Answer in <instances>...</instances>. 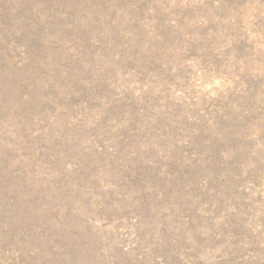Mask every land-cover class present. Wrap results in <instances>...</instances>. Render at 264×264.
I'll return each mask as SVG.
<instances>
[{"label": "rangeland", "instance_id": "obj_1", "mask_svg": "<svg viewBox=\"0 0 264 264\" xmlns=\"http://www.w3.org/2000/svg\"><path fill=\"white\" fill-rule=\"evenodd\" d=\"M0 264H264V0H0Z\"/></svg>", "mask_w": 264, "mask_h": 264}]
</instances>
